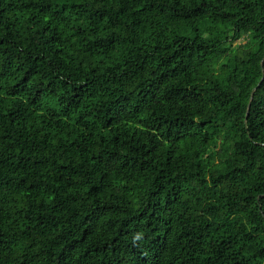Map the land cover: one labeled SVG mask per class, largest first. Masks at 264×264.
<instances>
[{
  "label": "trees",
  "instance_id": "obj_1",
  "mask_svg": "<svg viewBox=\"0 0 264 264\" xmlns=\"http://www.w3.org/2000/svg\"><path fill=\"white\" fill-rule=\"evenodd\" d=\"M263 60L264 0H0V264H264Z\"/></svg>",
  "mask_w": 264,
  "mask_h": 264
},
{
  "label": "water",
  "instance_id": "obj_2",
  "mask_svg": "<svg viewBox=\"0 0 264 264\" xmlns=\"http://www.w3.org/2000/svg\"><path fill=\"white\" fill-rule=\"evenodd\" d=\"M261 65H262V69H263L264 68V60L262 61ZM263 81H264V70H263V77H262L260 83L258 84L257 87H254L253 88V91L251 93V98H250L249 105H248V110H247V116H248V114L250 112L251 104H252V101L254 99V95H255V93L257 91V88H259L261 86V84H262ZM246 119H247V117H246ZM245 122H247V120H245Z\"/></svg>",
  "mask_w": 264,
  "mask_h": 264
}]
</instances>
